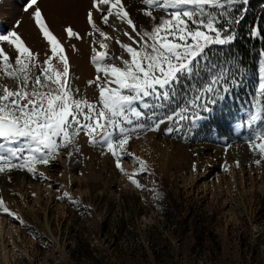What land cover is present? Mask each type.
Segmentation results:
<instances>
[{
	"label": "rangeland",
	"instance_id": "1",
	"mask_svg": "<svg viewBox=\"0 0 264 264\" xmlns=\"http://www.w3.org/2000/svg\"><path fill=\"white\" fill-rule=\"evenodd\" d=\"M260 2L249 0L240 25L250 27L256 12L264 8ZM125 3L141 26L147 23L148 18L139 11L141 0ZM19 11L14 12L12 26L16 20L22 21L19 31L43 58L46 41L23 8ZM25 22L28 28L35 27L32 33L22 31ZM48 22L65 44L74 85L86 94L93 91L75 64L83 47L87 53L85 71L94 77L86 23L69 17L64 20L58 14L55 22ZM68 24L80 31L83 39H68L63 31ZM117 49L113 42L110 51ZM214 53L213 60L228 57L239 86L212 105L210 115L204 113L207 118L187 139L161 131L129 142V150L148 161L153 173L140 174L141 183L150 189L155 182L161 199L154 201L151 192L137 189L115 168L110 154L102 155L82 140L83 155L64 158L67 176L57 173L60 159L48 167L40 166L46 174L55 175L50 188L55 193L50 197L24 193L27 182L39 180L26 171L0 174V197L27 225L0 214V264H264V162L257 167L253 163L257 157L244 142L259 84L261 55L252 48L245 57L248 61H242L236 50L218 46ZM210 74L205 69L199 81L189 83H202ZM238 123L244 124L239 135ZM235 161L240 162L239 167ZM135 166L125 158V168L132 171ZM72 174L78 178L74 182ZM77 183L87 191H77ZM65 190L80 200L79 206L57 199Z\"/></svg>",
	"mask_w": 264,
	"mask_h": 264
},
{
	"label": "snow or ice",
	"instance_id": "2",
	"mask_svg": "<svg viewBox=\"0 0 264 264\" xmlns=\"http://www.w3.org/2000/svg\"><path fill=\"white\" fill-rule=\"evenodd\" d=\"M248 3L141 0L139 11L148 18L141 26L125 0H89L86 35L91 38L90 60L95 67L94 77L87 80L95 95L89 97L73 83L68 52L51 28L42 0H25L23 12L47 48L41 58V53L26 43L19 31L21 20L0 32V174L26 171L52 188V177L40 166L82 156L83 140L102 155L110 154L115 168L133 186L151 192L154 201L161 199L155 182L150 189L141 183L140 174L153 173L148 161L129 150V142L161 131L187 139L207 118L204 113L210 115L212 105L225 99L233 86H239L228 57L220 61L212 56L215 46H231L237 39L236 28ZM63 31L68 39H83L71 24ZM250 34L264 37V30L251 29ZM113 42L118 45L115 52L110 51ZM70 47L75 49V45ZM260 55L259 84L244 137L257 157L253 161L257 167L264 162V50ZM205 69L211 73L207 80L189 83L199 81ZM236 129L239 135L244 124L238 123ZM125 158L136 165L132 171L124 167ZM235 165L239 167L240 162L235 161ZM57 199H67L75 206L81 203L67 190ZM0 214L27 227L3 197Z\"/></svg>",
	"mask_w": 264,
	"mask_h": 264
},
{
	"label": "bare ground",
	"instance_id": "3",
	"mask_svg": "<svg viewBox=\"0 0 264 264\" xmlns=\"http://www.w3.org/2000/svg\"><path fill=\"white\" fill-rule=\"evenodd\" d=\"M2 1H4V2L0 1V31L1 30L7 31V30H10L12 27H14V26H12V24L14 23V20L16 18L14 12L16 13V11H19L23 8L25 0H2ZM88 3H89V0H42V7H43L44 12L47 15V20L52 21V23L55 22V17L57 14L59 17H61V19L63 18L65 20L66 17H69L71 20H75L77 22L79 21L80 23L81 22L84 23L85 22V11H86V8L88 7ZM11 10L13 11L12 13H10ZM19 12H21V11H19ZM26 22H25V24H26L25 28H23L22 31L24 33H27V31L32 33L31 31L35 27L30 26V28H28V25ZM28 24H29V22H28ZM52 27H54V25ZM81 46H83V45H81ZM84 48L86 49V47H84ZM80 49H81V47H80ZM82 49H83V47H82ZM82 49L79 51V55L77 57V61L75 62V64L80 69L81 76L83 77V75H85V73L87 72V70L85 71V69L87 68V66H86L87 60H85V59H87V58H85L87 56L86 55L87 53L85 51H83L84 49L83 50ZM60 162H61V168H60V171H58L57 173L63 172L66 175V173L64 172L65 166H66V159L61 158ZM49 176L52 177V180H51V182H52L55 175L52 176V174H49ZM71 178H72L73 182L76 179H78L75 175L71 176ZM120 180L122 181L124 179L120 178ZM78 185L80 186L81 184L79 183ZM79 186L77 187V191H79V192L80 191L81 192L87 191L86 189H82L81 186L79 188ZM82 187H83V184H82ZM23 191L25 194H28V195L31 193L37 192V194L38 193H40L41 195L45 194L46 196H49V197L55 193L52 189H50L48 187V182L42 183L41 179L36 180V181L27 182L24 186Z\"/></svg>",
	"mask_w": 264,
	"mask_h": 264
},
{
	"label": "trees",
	"instance_id": "4",
	"mask_svg": "<svg viewBox=\"0 0 264 264\" xmlns=\"http://www.w3.org/2000/svg\"><path fill=\"white\" fill-rule=\"evenodd\" d=\"M260 6L264 7V0L260 2ZM249 25L248 28L246 25H240L239 31L240 34L237 39L231 44V46H218L219 48H231L232 51L239 53L240 58L242 61L247 60L245 57L251 54V49H257L260 52L264 50V37H253L250 34L251 29H260L264 30V8L260 9L254 15V18ZM252 61V59H249ZM248 61V60H247Z\"/></svg>",
	"mask_w": 264,
	"mask_h": 264
},
{
	"label": "crops",
	"instance_id": "5",
	"mask_svg": "<svg viewBox=\"0 0 264 264\" xmlns=\"http://www.w3.org/2000/svg\"><path fill=\"white\" fill-rule=\"evenodd\" d=\"M89 74L88 72H86L85 73V75H83V77H82V79L85 77L87 80L89 79V78H91V77H88L87 75ZM87 76V77H86ZM82 92V91H81ZM87 95L89 96V97H93L94 96V92L91 90V89H89V90H87ZM90 147V146H89Z\"/></svg>",
	"mask_w": 264,
	"mask_h": 264
}]
</instances>
